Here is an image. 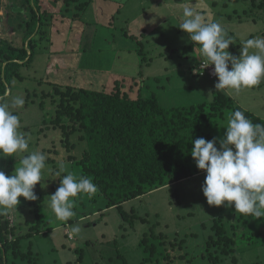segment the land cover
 Returning <instances> with one entry per match:
<instances>
[{
	"label": "rangeland",
	"instance_id": "obj_1",
	"mask_svg": "<svg viewBox=\"0 0 264 264\" xmlns=\"http://www.w3.org/2000/svg\"><path fill=\"white\" fill-rule=\"evenodd\" d=\"M115 1L118 11L110 25L81 21L105 18L104 0H72L69 7L65 1L64 5L58 0L43 2L51 14L47 21L50 42L41 43L33 63L21 68L25 79L13 83L8 102L16 96L25 100L23 108L12 111L20 118V131L29 139V152L46 155L42 181L46 187L35 186V194L41 197L37 203L20 197L17 208L0 211L13 220L22 253H33L32 258L20 255L15 259L9 254L8 264H212L205 245L213 221L220 216L226 223L237 220L240 229L238 252L220 264H264V217L243 216L234 206L208 205L202 192L206 173L125 202L124 211L136 216L132 223L124 221L116 207L109 208L101 196L76 198V215L68 221L59 220L49 207V196L59 188L64 175L81 176L78 161L87 144L79 141L80 133L68 138L51 127L53 109L48 103L41 107V90L48 87L38 85L41 79L85 88L102 81L111 87L115 80H122L127 87L134 85V92L141 85L144 95L154 93L165 108L210 103L214 92L222 91L264 119V80L238 95L216 90L218 78L194 73L203 57L179 28L183 7L194 6L206 20L222 25L233 41L228 51L239 57L244 40L264 37L262 0L255 6L250 0ZM1 4L0 38L14 40L17 36L5 23L9 0H1ZM81 4L82 10L77 9ZM76 10L81 16L74 18ZM229 117L226 110V124ZM20 159L1 157L0 171L14 174ZM77 225L81 231L73 234L71 228ZM144 237L154 251L141 244Z\"/></svg>",
	"mask_w": 264,
	"mask_h": 264
},
{
	"label": "trees",
	"instance_id": "obj_2",
	"mask_svg": "<svg viewBox=\"0 0 264 264\" xmlns=\"http://www.w3.org/2000/svg\"><path fill=\"white\" fill-rule=\"evenodd\" d=\"M44 1L47 0H9L7 5L5 23L17 36V40L0 38V97L7 101L13 83L25 79L21 68L33 63L41 43L50 42L47 21L51 14L44 8ZM69 1L72 0H65L66 7ZM250 1L255 6L259 0ZM260 3L264 6V0ZM2 9L0 0V13ZM79 10L74 18L81 16ZM43 84L48 87L41 90V107L48 103L53 109L51 127L68 138L80 133L79 141L87 144L78 164L81 176L91 178L99 189L94 197H105L108 207H116L123 220L131 223L136 216L124 211L125 202L205 173L191 157V140L216 138L219 148L226 132V110L229 116L241 110L253 124H264V119L239 106L222 91L214 92L210 103L165 108L154 93L144 95L140 86L134 92V85L129 90L122 80H116L110 89L38 81V85ZM38 199L35 203L41 200ZM236 222L226 223L223 216L213 221L205 245L212 264H220L238 252L236 238L240 229ZM14 230L13 220L1 214V264H8L9 254L14 259L20 255L33 257L31 251L22 253L21 238L14 236ZM147 241L144 237L141 244L154 251L155 247L147 245Z\"/></svg>",
	"mask_w": 264,
	"mask_h": 264
},
{
	"label": "clouds",
	"instance_id": "obj_3",
	"mask_svg": "<svg viewBox=\"0 0 264 264\" xmlns=\"http://www.w3.org/2000/svg\"><path fill=\"white\" fill-rule=\"evenodd\" d=\"M181 19L179 28L188 34L203 57L200 68L214 65L218 77L216 90L238 95L264 80V37L244 40L241 54L236 57L228 51L232 38L219 22L206 20L194 6L188 5L183 7ZM24 104L21 96L14 97L10 103L0 97V157H21L14 174L9 176L0 171V211L17 208L20 197L36 201L35 186L46 187L42 183L46 155L29 152V139L20 131V118L12 111L23 108ZM224 128L226 132L219 148L216 138L191 140V157L196 167L206 173L202 192L207 204L234 206L243 216L264 217V124H253L243 111L236 110ZM98 191L91 178H77L68 172L56 192L49 196V207L59 220L68 221L76 215V198L82 195L92 198ZM80 231L79 225L71 228L73 234Z\"/></svg>",
	"mask_w": 264,
	"mask_h": 264
},
{
	"label": "crops",
	"instance_id": "obj_4",
	"mask_svg": "<svg viewBox=\"0 0 264 264\" xmlns=\"http://www.w3.org/2000/svg\"><path fill=\"white\" fill-rule=\"evenodd\" d=\"M52 0H47L46 2H51ZM64 1L65 0H58V2H59V4L60 5H64ZM98 1V0H97ZM101 2H103V1H101ZM98 2H96V4H97ZM104 5L106 6V7H104V9H105V11H106V17L105 18H103V19H100L99 17H97V18H92V19H88V21H83L82 20V18H81V21L82 22H84V23H88L89 25H92V24H96V22H98L99 21V23H101V22H104V24H108V25H110V24H112V22L114 21V15H115V13L118 11V5L116 4V1L115 0H111V2L109 1V0H104ZM99 4V3H98ZM70 11H68V13H69ZM77 12V11H76ZM76 12L74 13V16H76L75 14H76ZM71 13V12H70ZM103 15H105L104 13H103ZM116 81V80H115ZM114 81V82H115ZM113 82V83H114ZM113 83H112V86H113ZM111 86V87H112ZM95 88H98V89H102V88H107V89H110L111 87H109V86H107V84H105V82H101L99 85H96V86H94ZM129 88V87H128ZM135 88V87H134ZM139 88V87H138ZM138 88H137V90H138ZM140 88H141V85H140ZM137 92V91H136Z\"/></svg>",
	"mask_w": 264,
	"mask_h": 264
},
{
	"label": "built area",
	"instance_id": "obj_5",
	"mask_svg": "<svg viewBox=\"0 0 264 264\" xmlns=\"http://www.w3.org/2000/svg\"><path fill=\"white\" fill-rule=\"evenodd\" d=\"M203 65V62L199 65V67L197 68V70L195 71L196 75H200V76H208L210 79H216L217 76L214 74V65H210L206 68H203L200 66Z\"/></svg>",
	"mask_w": 264,
	"mask_h": 264
},
{
	"label": "water",
	"instance_id": "obj_6",
	"mask_svg": "<svg viewBox=\"0 0 264 264\" xmlns=\"http://www.w3.org/2000/svg\"><path fill=\"white\" fill-rule=\"evenodd\" d=\"M7 95H9V92L7 93ZM6 225V223L4 222V226Z\"/></svg>",
	"mask_w": 264,
	"mask_h": 264
}]
</instances>
